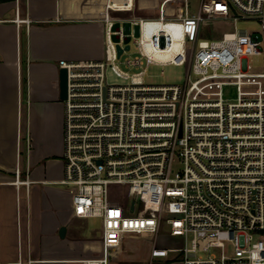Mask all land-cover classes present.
<instances>
[{"label":"built area","instance_id":"2783aa9c","mask_svg":"<svg viewBox=\"0 0 264 264\" xmlns=\"http://www.w3.org/2000/svg\"><path fill=\"white\" fill-rule=\"evenodd\" d=\"M135 7L106 0L102 60L59 61L68 70L59 182L70 188L74 215L100 218L109 243L156 235L151 259L264 264V72L248 62L263 51V36L235 29L201 38L210 18L264 23V0H202L196 13L185 0L176 15L159 17L135 16ZM151 64L185 66L186 80L146 84ZM108 67L128 82L110 84ZM114 187L125 190V204L112 199ZM162 227L180 244L160 245Z\"/></svg>","mask_w":264,"mask_h":264},{"label":"crops","instance_id":"0c3cea01","mask_svg":"<svg viewBox=\"0 0 264 264\" xmlns=\"http://www.w3.org/2000/svg\"><path fill=\"white\" fill-rule=\"evenodd\" d=\"M105 4L0 1V264H83L103 256L115 264L118 244L80 228L76 221L84 219L73 213L70 188L59 182L65 176L59 61L104 58Z\"/></svg>","mask_w":264,"mask_h":264},{"label":"rangeland","instance_id":"374dc122","mask_svg":"<svg viewBox=\"0 0 264 264\" xmlns=\"http://www.w3.org/2000/svg\"><path fill=\"white\" fill-rule=\"evenodd\" d=\"M202 0H188L190 10L193 13L198 11V7ZM185 0H136V7L133 11L135 16L144 17H158V16H174L178 12V9L184 5ZM233 9V8H232ZM235 12V11H234ZM237 14V13H235ZM116 17L130 16L126 13H115ZM235 29L248 30L249 32H259L263 36V51L260 54L250 55L248 62L251 65V71L264 72V23L257 18H242L239 17L236 21L231 18H210L206 19L202 26V39L217 40L221 39L225 32H231ZM135 49L133 44V50ZM107 81L110 84H126L127 79L118 76L111 67H108L106 71ZM186 80V67L174 64L168 65H156L151 64L148 67L147 73L144 76L146 84H183ZM263 90H264V78ZM231 88V92H232ZM62 104L64 101L61 100ZM63 105V117L65 122V111ZM24 145L26 140L23 139ZM25 151L23 157H25ZM22 174V172H20ZM16 176V171L14 177ZM112 199L119 204H125L127 202V195L123 188H113ZM76 223L81 229H85L90 236L101 238L102 242L104 234L102 232V222L98 217H90L84 220H77ZM156 235L154 234H125L113 236L114 244L116 246V252L113 253L111 259L115 264H171L175 259L177 253H171L168 257H155L151 259V249L154 245ZM160 245H177L180 244V237H172L166 231L165 227H162L157 237Z\"/></svg>","mask_w":264,"mask_h":264},{"label":"water","instance_id":"95a60500","mask_svg":"<svg viewBox=\"0 0 264 264\" xmlns=\"http://www.w3.org/2000/svg\"><path fill=\"white\" fill-rule=\"evenodd\" d=\"M129 41V38L128 40ZM130 48V45L127 44L126 45V49H129ZM118 50H119V54L122 53L123 51V48H121L120 45H118ZM59 85H60V99L61 100H65L67 98V90H68V70L67 68L65 67H62L60 68V71H59ZM65 231H66V227L63 226L61 228V231H60V234L63 236L65 235Z\"/></svg>","mask_w":264,"mask_h":264},{"label":"bare ground","instance_id":"6f19581e","mask_svg":"<svg viewBox=\"0 0 264 264\" xmlns=\"http://www.w3.org/2000/svg\"><path fill=\"white\" fill-rule=\"evenodd\" d=\"M161 57H163V58H168V57H171L172 56V54L171 53H168L167 55H160ZM15 181H17V180H15ZM19 182V181H18Z\"/></svg>","mask_w":264,"mask_h":264},{"label":"trees","instance_id":"16d2710c","mask_svg":"<svg viewBox=\"0 0 264 264\" xmlns=\"http://www.w3.org/2000/svg\"><path fill=\"white\" fill-rule=\"evenodd\" d=\"M0 1H4V0H0ZM25 81H26V79H25Z\"/></svg>","mask_w":264,"mask_h":264}]
</instances>
